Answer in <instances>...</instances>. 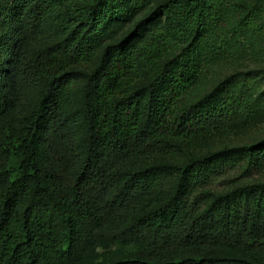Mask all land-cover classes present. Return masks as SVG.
I'll return each instance as SVG.
<instances>
[{"label":"trees","instance_id":"16d2710c","mask_svg":"<svg viewBox=\"0 0 264 264\" xmlns=\"http://www.w3.org/2000/svg\"><path fill=\"white\" fill-rule=\"evenodd\" d=\"M126 1L0 0V264H264V191L203 206L205 189L235 167L228 153L193 161L188 186L142 214L162 186L146 162L258 115L238 94L182 105L204 72L191 42L226 1L163 0L100 57L96 37ZM241 13L258 26L254 8ZM159 17L164 26L134 47ZM53 25L69 34L49 32L37 45ZM99 57L81 151L71 70ZM143 74L148 83L138 86ZM35 84L39 96L24 109ZM120 245L134 250L122 254Z\"/></svg>","mask_w":264,"mask_h":264},{"label":"rangeland","instance_id":"374dc122","mask_svg":"<svg viewBox=\"0 0 264 264\" xmlns=\"http://www.w3.org/2000/svg\"><path fill=\"white\" fill-rule=\"evenodd\" d=\"M161 1L163 0H127L122 10L102 27L96 37L100 57L108 44L118 43L140 20L148 17ZM225 1L207 16L203 29L195 36L194 41L191 42V35L185 43H192L195 58L204 63V72L197 78L192 91L183 98L182 105L188 106L211 96L220 98L238 94L258 105V115L249 124L217 135L207 144L156 155L146 162L142 168H152L159 172L162 186L159 196L142 214L161 208L180 185L188 186V181H183V177L186 167L193 161L212 159L217 154H230L235 167L223 181L205 189L204 207L216 203L224 205L234 199L259 195L264 191V0ZM244 7L256 10L257 27H248L242 21L241 11ZM164 23L165 18L159 17L147 24L143 35L133 42L134 47L140 46L153 30L164 26ZM49 32L57 33L55 40L69 34V31L53 25L48 28V32L39 36L37 45L45 44ZM100 57L91 63L79 64L71 70L75 97L73 112L78 119L81 151L86 149L87 144V117L84 109L86 86L91 75L100 69ZM170 58L171 54H167L164 62ZM147 83L148 78L143 74L138 86H145ZM38 88L39 84L26 88L24 109L34 105L39 96ZM116 249L122 254L134 250L132 246L123 245Z\"/></svg>","mask_w":264,"mask_h":264}]
</instances>
